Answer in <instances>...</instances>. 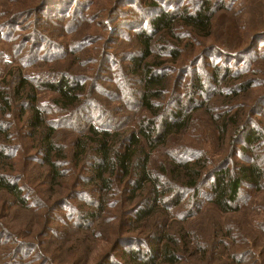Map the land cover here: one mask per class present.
<instances>
[{
  "label": "rangeland",
  "instance_id": "obj_1",
  "mask_svg": "<svg viewBox=\"0 0 264 264\" xmlns=\"http://www.w3.org/2000/svg\"><path fill=\"white\" fill-rule=\"evenodd\" d=\"M120 1L0 0V86L5 85L12 92L19 73L32 78L39 104L56 128V141L70 158L76 138L87 135L92 125L126 136L152 117L142 104V84L129 68L130 57L139 50L137 31L148 30V21L159 11L150 7L151 2L164 10L201 3V0H123L125 4L119 5ZM212 1L217 9L222 5L223 8L215 14L214 36L201 40L204 49L200 54L190 52L193 45L190 40L184 41L186 52L179 59L168 58L167 52L161 51L162 42L153 46V57L165 61L172 69L167 93L156 99L159 131L163 130L162 120L173 110L182 107L191 115L182 132L170 135L166 143L150 152V168L155 174L170 160L190 161L202 155L206 170L232 153L234 163L260 159L264 164V140L248 150L239 140L234 148L235 132L229 130L223 135L212 121V114L218 115L227 108L228 117L247 123L249 132L258 124L264 125V36L254 42L257 32L264 34V0ZM62 74L84 81L85 93L77 107L64 108L58 104L56 94L43 86L45 81L56 80ZM195 75L202 77L203 92H196L192 83ZM242 84L250 88L242 90ZM20 102L14 100L15 117L9 120L18 126L10 130V139H4L17 154L6 162L15 161L14 176L31 198L33 208L15 207L13 199L0 191V234L13 233L14 238L34 245L38 250L31 256L40 255L41 248L55 255L53 260L60 261L76 248L79 256L75 264L83 261L98 264L120 235L139 233L128 230L130 217L115 222L104 216L97 231L86 229L94 224L83 220L81 214L94 208L97 195L91 185L83 186L91 172L85 165L78 174V168L70 164L62 166L63 175L58 181L46 177L36 141L29 138L31 129L22 126ZM235 112L239 114L233 115ZM81 173L84 176L80 177ZM209 185L210 180L198 198L185 194L169 217L158 216V224L166 227L174 224L175 229L183 227L191 231L198 241L196 257L200 264H228L229 246L219 242L226 238L221 234L216 238L215 233L226 231L231 225L239 227L238 235L243 238L238 241L232 238L231 248L244 244L241 247L247 249L260 244L257 231L252 236L243 234L241 224L251 227L253 221L264 219L261 209L264 203H260L264 192L249 189L245 193V203L252 207V212L222 214L209 200ZM111 199L123 201L119 193H114ZM121 208L124 206L116 209ZM190 213L194 215L188 216ZM122 223L125 230L119 235L118 226ZM139 225L149 231L155 227L151 221ZM48 226H55L58 231L49 234ZM128 248L121 246L109 264H121L120 255ZM0 249L3 250L1 244Z\"/></svg>",
  "mask_w": 264,
  "mask_h": 264
},
{
  "label": "trees",
  "instance_id": "obj_2",
  "mask_svg": "<svg viewBox=\"0 0 264 264\" xmlns=\"http://www.w3.org/2000/svg\"><path fill=\"white\" fill-rule=\"evenodd\" d=\"M200 2L198 6H184L176 10H164L151 2L150 7L159 11H156L148 21V30L137 31L139 50L130 57L129 68L142 84V104L150 111L152 117L142 122L137 131L126 136L111 129L92 125L87 135L76 138L70 158L56 141V128L39 104L32 78L27 74L19 73L12 92L8 91L7 86H0V191L13 199L14 206L20 209L33 208L31 198L25 194L23 187L14 176L15 161L6 162L13 160L12 158L17 154V151L4 141L10 139V130L18 126L15 121H9L15 117L14 100L17 99L22 105L19 115L23 122L22 126L31 129L29 138L33 142L36 141L37 151H40L41 161L46 167V177L52 182L58 181L63 175L62 166L70 164H74L78 172L86 165L91 172L86 176L83 186L91 185L97 195L96 199L94 198L96 201L94 208L86 212L82 211L85 213L81 214L83 220L94 224L88 225L86 229L97 231L104 216L110 217L115 222L130 217L128 230L139 233L130 236L120 235L125 229L123 223L118 226L120 237L116 239L111 250L101 257L98 264H109L114 253L121 246L130 247L122 251L121 264H200V259L196 257L198 241L192 236L191 231H186L183 227L175 229L174 224L167 227L162 223L158 224V216L161 214L169 217L172 214L170 211L181 204L187 193L193 198L200 197L203 186L209 180V200L222 214L252 212V207L245 203L247 197L245 193L249 189H253L256 193L264 192V164L260 159L234 163L231 158L234 153L207 170L202 159L205 155L190 161L170 160L168 165L156 174L150 168V152L156 146L166 143L170 135L182 132L191 119L186 109L177 108L162 120L163 130L159 131L160 126L155 120V116L159 115L156 99L162 98L167 93L169 71L172 69L165 61L161 62L157 57L156 59L153 57V46L162 42L164 45L161 51L167 52L168 58L172 56L179 59L186 52L184 41L190 40L193 42L190 52L200 54L204 49L201 40L214 36L215 14L223 8V5L218 9L214 7L212 0ZM118 4L123 5L125 1L122 0ZM263 36V31L257 32L254 42L261 40ZM83 82L79 77L70 78L67 74H62L56 80L45 81L43 86L56 94L58 104L67 108L81 104L85 93ZM192 83L196 92H203L204 83L201 75H195ZM240 88L248 90L250 86L242 84ZM214 114L212 121L216 129L222 131L223 135L229 130L235 132L234 148L239 140L245 144L247 150L264 140V125L258 124L249 132L247 123L241 120L232 121L230 116L228 117L227 108L218 115ZM241 151L245 152L243 149ZM88 158H92L93 161L87 163ZM70 170L75 173L72 167ZM82 176L84 175L80 177ZM174 190L175 192H172ZM81 191L82 194L86 193V190ZM114 193H119L123 201L112 200ZM260 203H264V199ZM122 206L124 208L116 209ZM261 209L264 212V207ZM193 215L194 213H190L188 216ZM146 221H151L155 225L151 231L139 225ZM241 226L243 234L248 233L252 236L253 231H257V236L260 235L262 241L247 249L241 247L244 244L231 248L232 238H236V241L243 239L238 235L239 227L228 225L226 231L217 230L215 237L219 238V234L223 235L225 241L220 239L219 242L229 246L228 264L264 263V219L253 221L251 227L250 224H241ZM48 230L49 234L56 233L58 228L48 226ZM0 244L3 246V250L0 249V264H75L79 256L76 248L70 250L72 253L66 258L58 259L60 261L53 260L52 256L55 255L50 251L45 253L41 248L40 255L31 256L38 249H34V245L29 242L14 238V234L9 232L6 235L0 234ZM210 252L209 249L208 253ZM80 264H86V261Z\"/></svg>",
  "mask_w": 264,
  "mask_h": 264
}]
</instances>
